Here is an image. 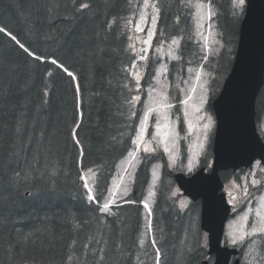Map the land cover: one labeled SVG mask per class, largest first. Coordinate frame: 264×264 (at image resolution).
<instances>
[{"label": "trees", "instance_id": "16d2710c", "mask_svg": "<svg viewBox=\"0 0 264 264\" xmlns=\"http://www.w3.org/2000/svg\"><path fill=\"white\" fill-rule=\"evenodd\" d=\"M143 1L76 0L74 4L73 0H0V27L16 35L42 57V61L32 60L0 33V205L7 212L5 197L11 199L9 185L12 169L24 172L30 168L32 175L29 182L36 184L39 191L26 197L24 207L14 210L13 215H24L35 209L37 211L25 223L24 229L43 226L52 230L51 235L45 233L43 237L41 233H36L35 244L29 243L27 251L21 253L9 243L16 237L20 226L11 222L0 223V264H33V261L35 264H77V261L107 264L108 242L111 252L112 244L105 228L121 221V210L129 209L124 212L125 215L134 214L133 220L141 219L139 202L142 201L149 180V166L155 162L154 158L144 156L138 165L133 188L135 195L130 197L137 205L125 204L117 209L116 217H102L98 210L93 211L96 205L87 202L78 175L88 168L93 169L97 178L91 179L92 187L97 194L103 193L105 198L118 164L133 149L132 141L144 113L145 87L153 76L155 65L153 60L148 61L140 83L141 91L137 93L135 81L129 75L132 70L130 65L137 60V56L132 39H129L133 38V34L128 28V21ZM191 1L184 0L182 4L181 0H150L151 3H158L161 9L156 39L168 41L181 37L182 59L190 57L193 48ZM82 3L89 4V7L77 12ZM209 3L216 9L218 19L214 20L217 28L221 29L223 41L228 42L229 35L237 39L242 14L236 18L229 0H209ZM177 16L180 17L178 24ZM109 22H113L111 28L108 27ZM130 44L132 49H129ZM152 44L159 46L162 43L153 40ZM51 59L63 62L78 76L77 82L83 93L80 106L84 121L79 132L84 151L83 168L79 148L74 146L69 136L75 119L77 101L74 100V92L77 82L70 83L66 74L51 65ZM173 65L171 63L170 67ZM125 67H128V72L124 71ZM48 72L53 75L49 76ZM125 83L130 85L131 91L123 87ZM46 84L49 96L43 97ZM137 94L141 101L133 109L136 116L130 119V106L126 104L125 97ZM42 98L49 103L44 105ZM263 107L264 85L256 99V122ZM220 176L226 182L231 172H223ZM161 178L163 183L171 178L166 166ZM49 187H54L55 191L47 190ZM164 192L158 195L153 214L166 211L158 223L159 249L164 264H175L172 255L179 247L177 243L184 233L186 220L179 212L171 213L174 209L167 202V193L164 196ZM199 208L200 203H193L190 207L197 215ZM45 213L48 214L47 220L42 219ZM53 213L56 215L53 216ZM74 225L78 231L74 230ZM123 229L118 238L121 242L125 241L126 248L129 243L128 225L123 223ZM185 234L189 237L191 230ZM86 243L87 251L83 247ZM195 254L189 253L186 259L190 258V261L186 263L198 262L201 254L194 260Z\"/></svg>", "mask_w": 264, "mask_h": 264}, {"label": "rangeland", "instance_id": "374dc122", "mask_svg": "<svg viewBox=\"0 0 264 264\" xmlns=\"http://www.w3.org/2000/svg\"><path fill=\"white\" fill-rule=\"evenodd\" d=\"M144 2L145 0L130 17L128 28L133 34L132 43L135 46L136 55L139 57L141 50L146 49L145 55L148 57L147 61L137 60L141 65L140 71L143 74L145 73L143 65L148 63L149 60L155 62L154 76L145 88L146 99L144 101L145 113L143 117L147 114L148 119L146 122L141 123L138 129L137 136H140V139L136 137L137 144L134 145L135 150L132 151V155L128 154L117 166V173L112 179L113 182L109 189L115 192L116 195L109 197L108 194L105 198H110L114 201L110 209L111 214L100 213L102 217H116L118 210L113 207H118L119 202L132 197L133 176L137 168L136 166L139 163L140 154H161V158L164 157L167 161L166 166L168 167V172L172 175L176 172H182L186 175L196 171L200 157L204 155L210 140L209 138L213 135L215 129L214 116L207 107L208 97L215 92L218 80L219 83L223 82L224 76H226L225 74L229 70L230 61L234 57L237 44V40L231 38L232 35L228 36V42L223 41L221 29L217 28V26L215 27L211 21V19H218L215 8L211 6L214 15L209 20L208 8L204 7L200 9L197 7L201 3L208 4L209 0H192L190 3L193 10L191 22L193 48L190 53L191 56L182 59L179 46L172 54L177 58L173 59L172 55H170V48L175 47L171 44L174 38L168 41L156 39V31L152 42L156 40L162 43L161 45L154 46L151 42L149 46L142 42L147 40V30L153 27L151 23L152 9L150 7L144 8ZM229 2L234 7L233 12L236 18L240 17L243 13L245 3L242 7H238L234 3V0H229ZM149 3H151L150 0ZM141 13H145L143 22L140 20ZM233 22H236V20ZM135 24H140L144 31L136 32ZM205 54H207V59H204ZM171 63H174L173 67H170ZM165 66L168 71L158 78V83L157 70ZM223 66L224 70L220 75ZM189 69L193 71L189 72ZM196 73L200 74L199 79H197ZM184 100H187L186 104L181 102ZM168 105H171V107H168ZM149 108L153 109V111L149 112ZM260 114L256 125L259 135L264 139V107ZM209 118L211 119V127L206 129L205 125L209 123ZM180 121L184 128L182 134L178 128ZM150 125L149 135L148 128ZM141 127L143 128L142 132ZM182 141L186 146L187 153V158L183 164L180 163V144ZM145 149H149V151H145ZM209 159L208 164H210ZM152 166L149 173V183L145 189L143 201L141 202L142 217L141 219H136L135 224H129V243L127 247L125 248V241L121 242L119 240L120 237L118 238L122 230H124L123 221L117 222L114 225L109 224L105 228L106 236L112 244L111 252L110 244L107 241V264H119L121 259V264H124L125 259L128 258L134 264H143V258L147 255H152V252H144L139 250V248H149V244L151 245L152 240H155L154 234L155 231L159 232L158 223L162 217L158 219V215L154 214L151 217H147V210L143 205L144 203H148L149 207L153 209L156 204L157 195L162 191L167 192L166 200L170 203V207L174 209L173 211L171 210V213L174 214L176 209H178L181 214H185L183 217L186 220L183 224L184 233H182L180 242L177 243L179 247L176 248V252L172 255L175 264H188L186 261H190V258L187 260L186 256L189 253H196L193 256L194 260L199 257V253H207L206 234L199 226L200 214L197 215L193 209H189L192 202L183 198L180 191L175 185H172L170 180H165L164 183L162 182L160 178L162 167L161 159ZM189 167H191V171H189ZM235 174L234 177L232 175L229 176V179L223 186L230 197L232 212V216L225 224L223 244L242 246L245 249L241 260L243 264H264V237H245L243 243H237L235 245L231 242L233 238L239 240L240 236L250 231V225L256 221L257 213L264 214V203L261 200L264 197V166L260 165V163H255L247 171L242 172V175ZM254 179L260 181L259 185L253 186ZM92 183L93 181L90 178L89 184L91 186ZM245 188L248 190L247 195L244 191ZM150 192L152 195H150ZM181 205H183V208ZM148 219L152 221L153 231L145 234ZM190 230L191 234L187 237L185 232ZM188 239L190 242H187ZM141 240L144 241L143 245L140 244ZM136 243L139 248L136 246ZM128 248H132L133 252L131 251V254L127 253ZM152 249L156 254V249L153 247ZM193 262L197 264L196 261ZM153 264H155V259Z\"/></svg>", "mask_w": 264, "mask_h": 264}, {"label": "water", "instance_id": "95a60500", "mask_svg": "<svg viewBox=\"0 0 264 264\" xmlns=\"http://www.w3.org/2000/svg\"><path fill=\"white\" fill-rule=\"evenodd\" d=\"M232 68L222 91L213 101L216 132L212 167H201L188 177L173 175L179 190L193 202L200 201V228L206 232L214 264H229L238 251L221 246L230 203L219 172L246 169L254 160L264 164V144L256 134L254 107L264 81V0H245ZM201 264H209L203 260ZM233 264H240L239 258Z\"/></svg>", "mask_w": 264, "mask_h": 264}, {"label": "snow or ice", "instance_id": "6c2138e0", "mask_svg": "<svg viewBox=\"0 0 264 264\" xmlns=\"http://www.w3.org/2000/svg\"><path fill=\"white\" fill-rule=\"evenodd\" d=\"M76 0H73V3L75 4ZM129 2H131V0H129ZM181 3H184V0H181ZM234 3L236 4V6L238 7H242L244 4V0H234ZM89 7V4L87 3H82L80 4L79 8L76 9L77 12L82 11L83 9H86ZM151 8L152 9V16H151V23L153 25L152 28H149L147 30V40L142 41L143 43L148 44L149 46L151 45L152 42V38L155 35L156 32V28L155 25L157 24V21L160 18V12L161 9L159 7L158 3H149V0H145L144 2V8ZM198 8L203 9L204 7L208 8V18L209 20L211 19L212 15H214V13L212 12L211 9V5L210 3L208 4H198L197 5ZM145 19V13H141L140 15V20L141 22H143ZM176 22L177 24L180 22V17L177 16L176 17ZM113 22H109L108 27L111 28ZM202 27V25H201ZM135 31L136 32H141L144 31V29L141 27L140 24H135ZM0 33H2L5 37H8V39L10 41H12L14 43V45L22 51L23 54H26L27 57H30L32 60L34 61H42V57L36 53H34L32 50H30L29 47H27L24 43H22L17 37L16 35L12 34L10 31L6 30V28L4 27H0ZM129 39L131 40L132 37H129ZM172 47L170 48V55H172L176 48H178L180 46V41L176 38L172 39L171 42ZM133 46L130 44L129 45V49H132ZM103 51V50H101ZM146 53V49H142L141 53L139 54L138 57V61H147L148 57L145 55ZM92 55H95V53H92ZM173 59H176L177 57L175 55H172ZM204 59H207V54H205ZM137 60H133V62L131 63L130 67L133 69V71L131 73H129V75L132 76V78L135 81V91L137 93H139L141 91V87H140V81L144 78V74L140 71L141 65L139 64ZM43 62H47V61H43ZM51 65H54L56 69H58L60 72H62L63 74H66L67 77L70 78V83L73 82H77L78 81V76L69 69L68 66H66L63 62L58 61L57 59H51L50 61ZM143 67L146 69L148 67L147 63H145V65H143ZM125 72H128V67H125L124 69ZM168 71L167 67H163L159 70H157V82L159 83V77L163 76L164 74H166ZM192 69H189V72H192ZM49 76H52L53 73L52 72H48ZM197 79L200 78V74L196 73ZM124 88L129 89V91H131V87L128 83H125L123 85ZM97 96H100V93L96 94ZM49 96V88L48 85H44V89H43V97H48ZM82 98H83V93L81 91V88L77 83H75V92H74V100L77 101V104L75 106V119L72 122V127L71 130L69 132V136L71 137V141L73 142L74 146L79 148V159H80V163H81V167L83 168V156H84V151H83V147H82V141L80 139V135L79 132L83 127V121H84V112L82 107L80 106L81 102H82ZM166 100V97H165ZM141 101V97L140 95H133L131 96V98L125 97V102L127 105L130 106L129 109V113H128V117L131 119L133 117L136 116V112L133 110L135 109V106L137 103H139ZM182 103H187V100L181 101ZM42 103L44 105H47L49 103V101L47 99H43L42 98ZM168 107H171V105H168ZM149 112L153 111V109L149 108L148 109ZM148 119V115L146 114L143 117V122H146ZM129 127H131V125H129ZM211 127V119L209 118V123L207 125H205L206 129H209ZM143 131V128L141 127V132ZM137 139H140V136H137ZM137 139H134L132 142L134 145L137 144ZM135 150V149H134ZM133 150V151H134ZM167 150V149H165ZM145 151H149V149H145ZM129 155H132V152L129 153ZM7 167V166H6ZM189 171H191V167H189ZM55 172V170H53V173ZM32 175V171L31 169H27L24 172L21 171H17L15 169H12V176L10 177V189L11 192L9 193V196L11 197V199H8L7 197H5V199L7 200V212H5V207L0 205V223H4V222H11L14 224H17L20 226V228L17 230V235L16 237L9 241L10 246L14 249V250H18L21 253H24L27 251L28 245L29 243L35 244V236L36 233H41V237H43V235L45 233H48L49 235L52 234V230L47 228V227H43L42 228H34V227H28L27 229H24V225L25 223L31 219L32 215L34 212H36L37 210L33 209L30 212H27L24 215H19L17 213V215H13L14 210H18L24 207V200L26 197H31L34 192L39 191V188L37 187L36 184L34 183H30L29 182V176ZM96 179L97 178V174L95 171H93V169L88 168L86 171H83L82 174L78 175V179L82 182V186L85 190V194H86V200L89 203V205H96V208L93 209V211H99L102 214H111L110 209L112 207L113 204V200L109 199H104L103 198V193H99L97 194L96 191H94L93 187L89 184V179ZM2 179V178H0ZM260 181L257 180H253V186H257L259 185ZM47 190L49 191H55L54 187H49ZM245 194H248V190L247 188L244 189ZM12 193H15V195H12ZM116 193L112 192L111 190H109V197L115 196ZM150 195H152V193L150 192ZM103 199V203H101V200ZM262 203H264V197L261 198ZM128 203H132V201H127ZM144 208L147 210V217H151L153 215L152 209L149 207L148 203H144ZM181 207L183 208V205H181ZM53 216H55L56 214L53 213ZM60 218V217H57ZM42 219L47 220L48 219V214L45 213L44 217H42ZM74 230L76 229V226L74 225ZM153 231V226H152V221L151 219L147 220L146 223V233H151ZM253 236H258V237H264V214H260L257 213V219L255 222H253L250 225V231H247L244 235L239 237V240L233 238L232 239V244L235 245L237 243H243L245 240V237H253ZM41 243H43V240H41ZM140 244L143 245L144 241L141 240ZM151 246L153 248H156V241L152 240L151 242ZM84 249L87 251L88 250V244H84L83 245ZM102 251V250H101ZM71 255H69V259H71ZM101 260L103 259V257L100 258ZM160 259H161V253L159 250L156 251L155 254V264H160ZM33 264H35V261H33ZM77 264H84L83 261H77ZM97 264H99V262H97Z\"/></svg>", "mask_w": 264, "mask_h": 264}, {"label": "bare ground", "instance_id": "6f19581e", "mask_svg": "<svg viewBox=\"0 0 264 264\" xmlns=\"http://www.w3.org/2000/svg\"><path fill=\"white\" fill-rule=\"evenodd\" d=\"M80 67V66H79ZM93 72V71H92ZM107 74V73H106ZM94 79V78H93ZM92 83V82H91ZM117 117V116H116ZM127 210H129V209H126L125 211H122V212H120V214H122V217H120V220L121 221H123V223L126 225H128L129 226V224L131 223V224H133V222L134 223H136L135 222V220H133L134 219V214H131V215H129V214H124V212H126ZM160 210H162V209H160ZM164 212V213H163ZM163 212H158V218H160V217H163L164 216V214L166 213V211H163ZM124 216H126V219H125V217ZM154 238H155V240H156V243H157V248H155L156 249V251L157 250H159V239H158V232L157 231H155V234H154ZM136 246H137V243H136ZM138 247V246H137ZM139 248V247H138ZM139 250H142V251H144V252H152V255L151 256H146L145 258H143V260H142V262H143V264H153V261H154V259H155V252L153 251V249H152V247H151V245L149 244V248H139ZM131 251H132V248L130 249V248H128L127 249V253H131ZM160 251V250H159ZM133 252V251H132ZM160 253H161V259H160V264H164V262H163V254H162V252L160 251ZM201 259V257L199 258V260ZM198 260V261H199ZM128 262H131L130 264H134L133 262H132V260H130V261H124V264H129ZM121 264V263H120ZM197 264H198V262H197Z\"/></svg>", "mask_w": 264, "mask_h": 264}, {"label": "flooded vegetation", "instance_id": "af4514ba", "mask_svg": "<svg viewBox=\"0 0 264 264\" xmlns=\"http://www.w3.org/2000/svg\"><path fill=\"white\" fill-rule=\"evenodd\" d=\"M166 214V213H165ZM171 217V216H170ZM172 219V218H171ZM185 221V220H184ZM183 221H181V223H182ZM157 227V226H156ZM159 246V245H158ZM240 251H239V257H240V259L242 260V258H243V255H244V248L242 247V246H240ZM203 255H205V254H201V259L198 261V263L200 264V262L202 261V257H203ZM212 260H213V258H212Z\"/></svg>", "mask_w": 264, "mask_h": 264}]
</instances>
